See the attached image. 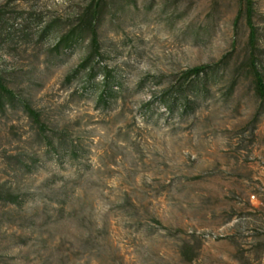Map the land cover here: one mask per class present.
<instances>
[{"label":"rangeland","instance_id":"rangeland-1","mask_svg":"<svg viewBox=\"0 0 264 264\" xmlns=\"http://www.w3.org/2000/svg\"><path fill=\"white\" fill-rule=\"evenodd\" d=\"M252 1L0 0V264H264Z\"/></svg>","mask_w":264,"mask_h":264},{"label":"trees","instance_id":"trees-1","mask_svg":"<svg viewBox=\"0 0 264 264\" xmlns=\"http://www.w3.org/2000/svg\"><path fill=\"white\" fill-rule=\"evenodd\" d=\"M242 4L243 7L241 8L240 12H239V16L237 18L240 19L242 17L246 18V22L247 25L249 27V44L250 47L254 50L256 49V44H257V32L255 29V26L253 24V14H254V4L252 0H242ZM97 11L93 12V16L94 21L92 19H88L86 21V25L87 27L90 29V45H91V52L89 54V56L87 57V59L85 60V62L81 65V69H85L89 63V61L95 57H99L100 56V44H99V39H98V35L96 33V29H95V21H97ZM251 69L253 72V84H254V88H255V92L258 96V98L262 101H264V74L262 72H260L257 69L256 66V60L254 59V56L251 59ZM95 70H92V74H94ZM214 72V66L213 65H204V66H199V67H195L192 68L186 72L183 73L182 75V79L181 82L179 84L178 90H179V94H184L185 91H190L192 93H194L195 91H197V81L201 78H208L210 76V74H213ZM90 75V76H91ZM93 76V75H92ZM113 79L111 78H107L105 79V90L103 91V93L99 96V101L101 103H106V97H110L112 96V94L114 93V91L111 89L112 84H113ZM0 93L6 97H8V99H15V96L13 94V92H11L3 83V81L0 79ZM187 98V97H186ZM188 99V98H187ZM185 107L187 108L189 106L188 102H183ZM173 105H171V109L173 110ZM27 112L29 113L30 116L35 117V120L38 121V117L37 115L29 108L26 107ZM2 200V199H0Z\"/></svg>","mask_w":264,"mask_h":264},{"label":"built area","instance_id":"built-area-1","mask_svg":"<svg viewBox=\"0 0 264 264\" xmlns=\"http://www.w3.org/2000/svg\"><path fill=\"white\" fill-rule=\"evenodd\" d=\"M253 199L255 198V197H252Z\"/></svg>","mask_w":264,"mask_h":264}]
</instances>
